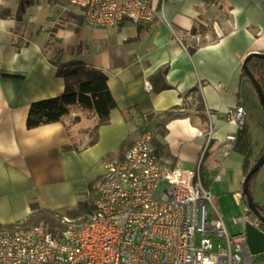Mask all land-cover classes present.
Here are the masks:
<instances>
[{"label": "crops", "instance_id": "1", "mask_svg": "<svg viewBox=\"0 0 264 264\" xmlns=\"http://www.w3.org/2000/svg\"><path fill=\"white\" fill-rule=\"evenodd\" d=\"M2 1L0 227L43 226L29 222L32 204L60 213L82 202L78 190L98 186L105 165L121 161L145 130L158 139L160 147L152 145L160 165L192 172L203 165L201 182L218 213L219 202L229 199L242 210L244 157L231 150L218 162L215 154L239 129L227 117L237 107L246 112L252 165L264 152V120L257 137L247 122L260 105L242 69L249 54H264V0H147L158 18L105 28L79 19L81 9L73 5L75 12L46 36H31ZM53 48L61 50L58 60L82 61L106 77L114 107L96 131V117L82 109L65 121L26 128L32 103L63 93L64 81L50 62ZM73 117L79 120L69 125ZM251 195L264 208V165Z\"/></svg>", "mask_w": 264, "mask_h": 264}, {"label": "built area", "instance_id": "2", "mask_svg": "<svg viewBox=\"0 0 264 264\" xmlns=\"http://www.w3.org/2000/svg\"><path fill=\"white\" fill-rule=\"evenodd\" d=\"M66 1L94 27L159 16L147 0ZM145 90H151L148 82ZM227 117L241 125L246 112L237 107ZM211 134L210 129L208 138ZM233 141V135L226 138L215 154L218 162L229 155ZM239 199L242 216L235 222L242 229L229 235L199 171L160 165L151 134L143 133L121 161L105 165L92 213L77 221L61 219L59 237L42 226L0 227V264H264V254H249L244 234L246 224L264 234V224L251 218ZM213 239L220 242L216 251Z\"/></svg>", "mask_w": 264, "mask_h": 264}, {"label": "trees", "instance_id": "3", "mask_svg": "<svg viewBox=\"0 0 264 264\" xmlns=\"http://www.w3.org/2000/svg\"><path fill=\"white\" fill-rule=\"evenodd\" d=\"M34 0H20L19 11L24 13L25 6H28L33 3ZM6 11V9L4 8ZM79 19L82 17V11L80 10ZM7 13V11H6ZM8 15V13H7ZM71 15V14H69ZM12 18V17H11ZM16 22H22V18L16 16L13 18ZM194 32V31H193ZM54 58L50 60L56 69L57 77H60L64 81V90L63 93L55 98L40 100L34 102L30 105L27 119H26V128L34 129L42 125L53 124L57 122L65 121L64 119L71 115V112L74 110L82 109L87 112L92 113L97 120V125L94 128L96 131L97 127L107 123L109 113L114 107V103L107 87L106 77L97 69L85 64L82 61L78 60H68L61 61L58 60L59 55H61V50L53 48ZM247 68L249 72L254 76L255 81L261 88L264 93V60L262 59H251L247 62ZM78 117H73L70 120L69 125L74 124L78 121ZM145 130V129H144ZM144 133H147L145 130ZM94 143L89 142V145ZM152 143L157 149L160 147L158 139H154L152 136ZM220 147V146H219ZM232 151H235L244 157V173L245 177L248 174L249 170L252 168L251 156H252V141L251 135L248 128V125L243 121L239 126L236 134L234 135V141L232 143ZM207 159V152L202 157L201 163ZM203 166V165H202ZM199 170V177L202 180L204 175V167ZM258 173V172H257ZM257 173L254 174L249 182L248 188L251 195V187L257 176ZM252 196V195H251ZM253 198V197H252ZM241 201L244 205L247 206V201L245 196L242 195ZM253 204L259 213L264 217V208L257 204L253 199ZM94 206V205H93ZM31 210L33 211L29 222L42 223L47 222L46 217L52 219L50 213H44L37 210V206L32 204ZM93 207L89 209L91 214ZM251 218L254 216L250 213ZM62 225V224H61ZM43 227L51 232L54 236L59 237L64 231V226L62 229L58 227H46L43 224ZM60 230V231H59Z\"/></svg>", "mask_w": 264, "mask_h": 264}, {"label": "rangeland", "instance_id": "4", "mask_svg": "<svg viewBox=\"0 0 264 264\" xmlns=\"http://www.w3.org/2000/svg\"><path fill=\"white\" fill-rule=\"evenodd\" d=\"M2 2L9 17L14 18L19 16L22 18V25L24 29L30 32L31 36L36 35L38 32L46 36L50 31H54L60 26L61 20L65 19L66 14H71V12H75L76 10L66 0H34L32 4L25 6L24 13H21L19 11L20 0H3ZM260 120H264V110L257 106L255 111L247 117V122L253 125L254 137L259 136ZM83 187L81 192L78 190V193L82 195V202L77 203V205L66 210V212L50 213L52 219L46 217L48 223L44 220L43 224L46 227L54 226L62 229L63 227L60 221L63 218L74 221L87 218L90 215L89 209L91 206L93 207L96 199L97 184L92 183L84 185ZM207 211L210 214L209 206L207 207ZM219 213L222 216L226 231L229 235H237L241 232V223H236L235 220L242 216V210L232 199L219 202ZM196 238L198 240L199 236ZM212 243L213 251H216L217 245L220 242L217 239H213Z\"/></svg>", "mask_w": 264, "mask_h": 264}, {"label": "water", "instance_id": "5", "mask_svg": "<svg viewBox=\"0 0 264 264\" xmlns=\"http://www.w3.org/2000/svg\"><path fill=\"white\" fill-rule=\"evenodd\" d=\"M251 59L264 60V54H257V53L249 54L245 58L242 64V69L244 73L249 78L250 82L253 84L255 88L259 105L264 110V93L259 87V85L257 84V82L255 81L254 76L249 72L247 68V62ZM263 165H264V152L261 154V156L256 160L252 168L249 170L248 174L244 178L243 185H242V195L245 196L246 198L248 210L262 224H264V217L259 213L255 205L253 204V198L249 193L248 182L250 178L254 174H256ZM244 234L246 237V244H247L249 254L251 256L264 254V234L249 224L245 225Z\"/></svg>", "mask_w": 264, "mask_h": 264}]
</instances>
